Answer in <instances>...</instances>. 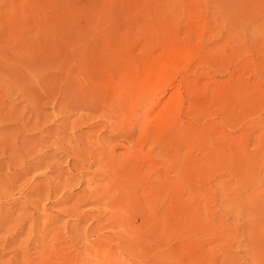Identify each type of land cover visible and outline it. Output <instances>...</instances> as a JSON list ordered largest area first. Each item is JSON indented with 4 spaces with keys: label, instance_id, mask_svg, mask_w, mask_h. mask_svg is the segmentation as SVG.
<instances>
[{
    "label": "rangeland",
    "instance_id": "1",
    "mask_svg": "<svg viewBox=\"0 0 264 264\" xmlns=\"http://www.w3.org/2000/svg\"><path fill=\"white\" fill-rule=\"evenodd\" d=\"M2 5L0 101L25 131L0 126V138L10 127L15 137L0 153V190L15 182L4 162L15 145L24 166L37 167L17 181L20 190L0 191V213L8 214L0 223V264L133 262L117 247L106 249L107 240L95 247L113 228L90 232L108 208L88 194L111 195L103 176L114 170L95 155L102 149L124 163L127 202L142 204L155 190L170 217L182 210L164 244L175 250L182 242L179 264H264V0ZM159 115L167 127L162 157L146 141Z\"/></svg>",
    "mask_w": 264,
    "mask_h": 264
},
{
    "label": "bare ground",
    "instance_id": "2",
    "mask_svg": "<svg viewBox=\"0 0 264 264\" xmlns=\"http://www.w3.org/2000/svg\"><path fill=\"white\" fill-rule=\"evenodd\" d=\"M4 1L5 2L6 1H11L12 2L14 0H4ZM19 1L20 0H15L16 3L19 2ZM2 4L4 5V3H2ZM6 4H8V3H6ZM3 5H2V8L0 6V8H1L0 9V14L3 13L2 9L7 8L6 5H5L6 7H3ZM10 5H11V3H10ZM17 5H15V6H17ZM12 7H14V5ZM1 21L3 22L4 20L1 19L0 23H1ZM26 80H27V78H26ZM3 81H1L2 85H3V83H2ZM22 81H24V80H22ZM22 81L16 82L18 87H20V85H21L20 82L23 83ZM4 84H6V83H4ZM7 92H8V89H7ZM140 94L142 95L143 93L141 92ZM0 95H2L1 91H0ZM138 95H139V93H138ZM140 96L138 98H140ZM133 99L134 98H132V100ZM149 99L152 100L153 98L149 97ZM7 101H9V100H7ZM3 102L0 101V126L4 125V127H6L7 125L11 124L12 127H14L11 132H17V134L20 135L19 133L23 132V130L25 131V129H23V126H22V124L20 122V119L15 117V116H13L9 112L10 110L5 109V105L3 104ZM7 104H8V102H7ZM133 107H134V105H133ZM142 108H143L142 104H139V106H135V108H133L131 114L127 118L128 120L126 121L127 126H129V128L130 127L133 128V126H135V122L133 121V123H132V120L134 118H137V115L139 116L142 113L141 112ZM15 111H16V109H15ZM10 121L13 122V123H11ZM22 121H23V119H22ZM159 122L160 123L157 124V126L155 125L156 127L153 129V131H152V129H150L153 133H151V135L148 136L146 141L147 142L150 141L152 143L154 142L153 144H157V148H158L157 152L150 150V151H148V154L151 155L152 152H154V153L156 152V153H158L159 156L162 157V156L165 155V144H166V136H167V127L165 126L166 123H165V120L163 119V115H159ZM26 125H25L24 128H26ZM27 128H29V127H27ZM8 130H9V128L7 129V131ZM10 130H11V127H10ZM9 131H8V133H5V134H7L5 137H1L0 138V151H1L0 153L1 154H4L3 151L5 149L3 150V148H4L3 146H7L6 148L9 149V147H10L9 144L15 139V137H14V139H12L13 137L12 138L10 137V133L11 132H9ZM0 133H4V132L1 131ZM20 137H17V138L19 139ZM11 139H12V141H10ZM14 142H16V141H14ZM23 145H24V143H23ZM19 146L21 147V143L19 144ZM12 149H10L11 152H8L9 154L7 153V155H9V156H7L8 159L5 158L6 160L4 162H8V165L12 166V168H14V169H9L8 173L12 172L14 174L15 182H12L11 185L9 183H8L9 185H7V186L5 185V187H8L7 190L5 189L6 192H2L1 190L3 188L2 189L0 188L1 189L0 190L1 193L6 195V196L11 195V192H12V189L14 188V186L18 187L19 188L18 190H20L21 189V183L19 185H17L18 184L17 181L22 179L25 174L27 175V173L30 171L31 168L37 167V165H36L37 163H35L36 166H32L34 164H32L31 162H29V163H31L32 165L28 164L25 167L23 159H22V156H20V157L17 156L16 154H18V153H16L14 155V153L16 151L14 152ZM6 151H8V150H6ZM10 153L13 154V155H10ZM4 155H6V154H4ZM95 155H103V158H107V161H108L107 162V166L110 169L114 170V172L111 175L110 174H105L103 176V180H106L109 183V187H110L109 188V192H111V195H104L103 193H98V192L94 191V192H90L88 194V196H87L90 201L95 202V200H96L95 196L98 195V199H104L105 200V204L104 205H105L106 208H108L105 216L102 217V219L97 218L95 220L93 226L90 229V232L92 234H97L99 231H101L106 226L111 227V229L112 228L114 229L113 231L108 232L109 234H105V233L99 234L95 238V241H94V244H96L95 247H97V244L99 245L101 241L107 240L108 244L106 243L107 244V248L106 249L111 250V249H113V247H117L121 251L122 254L128 255V256L133 258V262L127 263V264H179V261H178L177 256H176V254H177L176 249L177 248L180 249L182 247V242L176 245V249L175 250H174L175 246H173L172 248H168L167 249V247L164 244H165V240H166V237H167L169 229L178 226L182 222V220H183V217L181 215L182 214L181 213L182 210L181 209L180 210L177 209V210L173 211L174 210V208H173V210H172L173 213L170 211L172 213V216L170 217L169 215H171V214H169V212H168L169 210H167L166 203H165V200H164V196L163 195H159V191H156V192H158V193H156L155 190H154V187H152V186H150L149 189L152 187L154 192L157 195L155 194L156 196L154 197V194H152V193H154L153 191H152L151 194H149L151 192L149 190L150 192L146 196H144L143 200H142V204L144 203L145 205H142L140 201H139L140 203L138 202L139 205L137 203H129V202H127V195L123 196L124 194L122 195V192L120 191L121 189L123 190V188H126L125 173H123V172H125V170L120 167V165H122L124 163L123 162H119V160L122 161V159L120 157L114 156L110 152V150H105V149H102V150L96 152ZM150 155H149V157H151ZM148 161H150V159H148ZM151 164H152V162L150 161L149 166H151ZM101 166H102V164H101ZM160 177L162 179V184H163V182H165L164 173H161ZM98 180L101 181L100 178ZM3 182L1 184H3ZM36 185H38V184H36ZM2 186L3 185H0V187H2ZM41 189H42V187H41ZM37 190L38 189H36V191ZM54 191H55V193L57 192V190H53V192ZM12 193H15V192H12ZM162 193L164 194L163 190H162L161 194ZM1 196L3 197V195H1ZM151 196H153V197H151ZM150 197H151V202H150ZM141 199L139 198L138 200H141ZM136 201H137V198H136L135 202ZM58 203H60V201L57 202V204ZM168 209H169V207H168ZM74 212L75 211H72V214ZM67 213L70 214L69 212H67ZM179 215H180L181 218L179 217ZM55 216H57V215H55ZM86 216H87L86 213L78 214V218H77L78 223H81V221ZM7 219H8V214H6V213L5 214L4 213L1 214L0 213V223L5 222ZM78 223H77V226H78ZM1 227H3V225ZM224 233H226V232H224ZM223 234H222V237H224ZM227 239H228V237H227ZM222 240H224V239L222 238ZM229 241H230V239H229ZM104 242L103 243L101 242V243L105 245ZM204 243H207V241L204 242ZM209 243H210V241H209ZM227 243H228V241H227ZM227 243L225 242V246H226ZM104 245H103V247H105ZM228 245L232 246V244L230 242L228 243ZM98 247H100V246H98ZM101 247H102V245H101ZM227 248H229V247L227 246ZM179 249H177V250H179ZM224 249H222V251ZM228 250H231V247H230V249H227V251H223V252H225V254H223V252H222V254H223L222 258L227 259V258H225L226 256L224 257V255H227ZM210 251H212V250H210ZM166 252L169 255L166 254ZM50 253H49V255L51 256ZM205 253H207V252H204V253L202 252V255L203 254L205 255ZM231 253H232V251H231ZM231 253H229L230 255H228L229 259H230V256L232 257ZM164 254H166V256L167 255L168 256L165 257ZM208 254H209V252H208ZM208 254H206V255L208 256ZM202 257L204 258L205 256H202ZM46 259L49 261L48 257H46ZM229 259L228 260H224V262L229 261ZM47 260H42L41 259L40 264H48ZM232 260H234V258ZM50 261H51V259H50ZM212 261H213V259L211 260V262ZM204 262H206V261L204 260ZM208 262H209L208 264L211 263L210 261H208ZM229 262L232 264V262H234V261H229ZM222 263H223V261H222ZM227 263H225V264H227ZM49 264H51V263H49ZM205 264H207V263H205ZM212 264H214V263H212Z\"/></svg>",
    "mask_w": 264,
    "mask_h": 264
}]
</instances>
